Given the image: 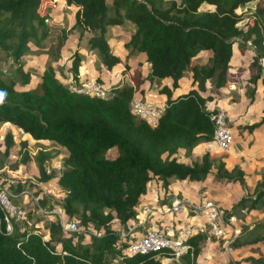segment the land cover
I'll use <instances>...</instances> for the list:
<instances>
[{"label": "trees", "instance_id": "16d2710c", "mask_svg": "<svg viewBox=\"0 0 264 264\" xmlns=\"http://www.w3.org/2000/svg\"><path fill=\"white\" fill-rule=\"evenodd\" d=\"M73 6V21L68 31L58 37L63 46L70 31L78 37L88 35V49L96 50L106 70L119 62L112 53L106 31L110 27L129 25L132 32L124 34L123 49L129 54L142 55L148 70L141 73V64L136 63L129 83L105 86L99 77L80 74L81 54L76 50L71 55L68 84L61 82L52 66L47 65L38 76L35 88L16 89V79H5L0 72V123H8L22 130L35 141H52L66 150L62 169L57 173L47 172L44 162L50 157L40 151L37 155V177L40 183L53 178L62 197L50 201L39 197L34 183L2 181L14 192L28 189L37 197L33 212L41 215L37 207L58 208L68 221L78 229L64 234L52 214L43 234L37 224L24 222L22 199L13 202L21 208L20 220L9 218L10 231H6L4 213L0 210V264H162L161 256L168 257L164 250L127 254L128 243L135 239L128 229L136 224L140 197L146 192L150 180L161 182L166 188L169 178L200 181L208 176H219L226 171L219 161L215 173H211L213 161L204 151L199 161L188 164L177 158L185 156L200 142L212 141L213 123L209 113L216 107H207L212 99L206 93L209 80L214 88L236 84L243 70L251 84L252 98L257 82L264 93V0H256L253 11H238L252 0H63ZM53 0H0V51L16 64L14 72L21 85L30 82L28 72L22 70L20 58L31 45H40L47 36V19L54 6ZM204 6V8H202ZM243 21L241 24H239ZM252 47L251 59L246 67L230 72L229 61L232 46ZM199 53H209L206 63L199 64ZM188 72L191 87L184 93L173 95L179 79ZM89 77L104 85L108 94L104 97L76 92ZM168 79L169 84H161ZM148 81L157 86L164 96V107L157 123L150 126L130 110L134 93H142V83ZM250 98V101H251ZM264 111V107L262 109ZM264 122L246 125L250 132ZM2 157L14 150V135L9 131L2 137ZM15 165L28 160L27 139L18 142ZM115 147L113 158L105 157L108 149ZM3 161L0 160V165ZM237 180L241 181V171ZM27 185L30 188H27ZM263 186V185H262ZM182 198V197H178ZM177 199V198H175ZM174 200V199H173ZM217 201V200H216ZM247 203L246 207L244 206ZM161 204L162 206L169 205ZM264 205V192L239 205H231L226 212L240 215V209H255ZM160 205V206H161ZM237 206L240 208L234 211ZM245 214H241L244 219ZM234 242H238L240 229ZM144 232V227H137ZM91 232H95L92 234ZM84 236L87 239L84 241ZM208 233H197L187 238L192 246L180 257L182 264H194L200 253V243ZM215 240V239H214Z\"/></svg>", "mask_w": 264, "mask_h": 264}, {"label": "rangeland", "instance_id": "374dc122", "mask_svg": "<svg viewBox=\"0 0 264 264\" xmlns=\"http://www.w3.org/2000/svg\"><path fill=\"white\" fill-rule=\"evenodd\" d=\"M54 6L49 11V17L47 19V27L48 33L47 36L41 41L40 45H31L29 50L20 58V63L22 64V70L28 72L30 76V82L24 86L19 82V78L17 74L14 72L16 68V64L11 60V58L5 57L3 52L0 51V72H5V79L14 78L16 79L15 88H35L38 84V76L40 72L47 65H50L54 68L57 78L63 82L64 84H68L69 79H71L70 73V64H71V55L74 50L81 54V66H80V74L87 73V76L99 77L100 79H108L110 75H126L127 77L119 78L112 83L103 84L105 86L110 85H121L126 83L127 80L131 78V71L137 64H141V72L144 74L147 70L146 65L144 64L143 56L135 55V53L127 55V51L123 49L122 41L123 35L132 32V27L129 25H121L119 27L108 28L106 31L107 40L110 46L112 53L116 54L119 58V62L114 65L111 70H106L100 61V57L97 54L96 50L88 49L86 39L88 35H83L82 37H78L76 31H70L67 36L66 41L63 46L59 47L58 45V37L62 34V31H68L69 27L73 21V12L75 8L73 6H67L63 0H53ZM110 0H106V3L109 4ZM247 4L246 7L242 6L238 8V11H244L249 9V11H253L255 5ZM248 6L252 7L247 8ZM204 8V6H202ZM241 21L239 24H241ZM248 45V44H246ZM236 43L233 44V53L235 54V58L233 59V64L237 63L236 50H238ZM241 52L240 50H238ZM248 53H250L248 51ZM251 55L247 54L243 63H247L250 61ZM199 61L205 60V55H202L198 59ZM245 72V70H243ZM247 78H242L241 90H238V98H241L240 107H242V111L240 110L239 117L233 119L226 112L227 116V124L230 127L231 132L233 133L234 144L229 153H224L220 151H214V149L207 143L209 146L208 149L211 151L210 154L206 151L204 147L205 144H197L192 152L185 156L183 153L178 152L177 158L184 163H189L191 160L199 161L201 154L206 151L209 155L211 161H213V166L211 168V173H215L216 166L219 161L223 162L224 169L226 171H231L230 177L226 176L224 172H221L219 176H208L203 180L196 181L193 180V185L190 186L188 183L186 186H179V191L187 192L189 196L193 195L195 192V187H197L198 191H204L208 193V195L217 199L218 201H222L225 204L231 205H239V200L242 197H246L247 201L253 197L256 192H264V157L262 159L260 154L255 153V150L252 148H248L247 146V136H242V132L248 131L244 128V119L249 118L250 124L258 122L261 115L263 114L262 107L264 106V93L262 91V86L260 83L256 85V92L253 96L254 102H256L255 107L257 108L255 112H251L246 114L247 104L250 100V95L248 94L251 86L246 81ZM108 81V80H107ZM148 85V82H145ZM257 90L259 92H257ZM233 94V93H232ZM260 97V99H257ZM138 98V97H137ZM264 116V115H263ZM239 123L235 126L233 124ZM248 123V122H247ZM244 126V127H243ZM257 127V126H256ZM244 128V129H243ZM10 132L14 135V150L11 155L8 157H2L0 155V160L3 163L0 165V181H9L16 183H34L36 188H30L27 185V188L31 190L38 191L39 197H47L52 200L57 201L61 199L63 196L58 185L55 182V178L45 182L40 183L36 180L37 177V155L40 151L48 153L50 157L44 162L46 171L57 173L62 169V159L66 155V150L59 146L58 144L47 141V140H39L35 141L29 138L26 134H20L16 127L8 123H0V151L3 148L2 137L6 132ZM21 139H27L29 156L28 160L25 164L15 165L14 160L16 159V153H14L18 149V142ZM252 144L254 137L250 139ZM260 143V142H259ZM206 144V145H207ZM251 144V143H250ZM249 153V155H248ZM107 158H113L116 155L115 147H112L106 151L104 154ZM241 171L240 179L237 180L239 173ZM170 182V181H169ZM155 180H151L148 184L149 188L155 189L156 185H154ZM263 185V186H262ZM177 191V190H176ZM197 191V190H196ZM145 195H143V199ZM161 201V199H160ZM167 202L164 201L163 203ZM147 205H154L152 203H143ZM247 203L244 206L246 207ZM21 206L24 210V222L29 224H37L38 229L45 234L46 229L45 225L47 221L51 220L47 215H37L33 212L32 204L28 201V198L25 197L22 199ZM240 206H237L234 211H237ZM245 222L246 224L240 229L239 240L238 242H234L232 247H229L228 251H225L220 241H216L210 237H206L200 243V253L198 254L194 264H264V205L258 204L255 209H246L245 212ZM140 220V216L137 217L136 221ZM153 218H151L150 223L146 224L145 227L148 229L153 226ZM164 221L157 222L156 224H161ZM62 231V230H61ZM64 234H69L67 232L62 231ZM140 234L139 231L135 232V236ZM87 239L84 236V241ZM109 264H114L111 260L108 261ZM162 264H182V263H173L161 261Z\"/></svg>", "mask_w": 264, "mask_h": 264}, {"label": "built area", "instance_id": "2783aa9c", "mask_svg": "<svg viewBox=\"0 0 264 264\" xmlns=\"http://www.w3.org/2000/svg\"><path fill=\"white\" fill-rule=\"evenodd\" d=\"M261 65H264L263 60H261ZM74 90L91 96L104 97L108 94L107 88L92 77L87 78L82 85L74 88ZM163 107V102H159L154 94L148 93L143 97L133 98L130 110L134 115L146 121L148 125L153 126L157 123ZM209 118L213 123L212 144L219 151L228 152L234 139L227 124L225 111L216 108L209 113ZM20 133H23L22 130ZM25 196H28L36 205L37 197L31 190L24 189L20 192H14L12 188L3 185L0 181V210L4 213L6 231L11 229L9 218L20 220L23 215L21 208L15 205L13 200ZM37 210L43 215L52 214L64 232L82 231V229H78L75 222L63 218L58 208L37 207ZM226 210L227 208L215 199L203 196L197 200L177 198L167 206L140 204L137 207V217L140 216V220L128 229L129 235L135 239L128 243L125 252L134 254L164 250L168 258L179 260L187 252L192 254V246L186 240L189 236L199 232L208 233L216 241H220L222 248L228 251L239 232L238 226L243 222L241 214H245V210L240 209V215L228 213ZM151 218H153V226L146 229L145 225L150 223ZM162 219L164 221L161 224H156ZM137 227H144L145 231H139L140 234L135 236V232L138 231ZM91 233L94 234L95 232Z\"/></svg>", "mask_w": 264, "mask_h": 264}, {"label": "crops", "instance_id": "0c3cea01", "mask_svg": "<svg viewBox=\"0 0 264 264\" xmlns=\"http://www.w3.org/2000/svg\"><path fill=\"white\" fill-rule=\"evenodd\" d=\"M252 1L248 2L247 4H249V3L252 4ZM255 3H256V0H254V3L253 4L255 5ZM247 4L244 7H246ZM247 8H250L251 9L252 7L248 6ZM236 48L238 50H240L241 52H239L238 50H236V56H238V57H237V63H234V65H232V64H233V59L235 58V54L232 52V55H231V58H230V61H229V68H228V70L230 72H234L236 70V68H238V67H246V65L248 64L249 61L247 63H243V61L246 58V55L247 54H250V55L252 54V47H250L249 45H246L244 48H240V49L238 47H236ZM232 50H233V46H232ZM248 51L250 53H248ZM202 55H205V60L204 61H202V60L199 61L198 59L200 57H202ZM209 55H210L209 53H199L197 55V57H196V61L199 64H204V63H206V60L209 57ZM146 67H147V65H146ZM147 70H148V67H147ZM147 70H146V72H147ZM124 76L127 77L124 74L123 75H119V74L116 75L115 74V76L111 74L110 77L108 76V79H102L101 78V80L103 81V83L106 82L108 84V83L115 82L118 78L120 80ZM242 78H248L247 71H245L242 74H240L239 80L237 81L236 84L228 85L226 87H220V88H214L213 85H212V83L209 80H207L206 83H205L206 93L209 96L212 97V99L208 102L207 107L208 108H210V107H216V108H221V109L224 108V109H226V112L230 115V117H232L233 119H236V117H239L240 110L242 111V107H240V102L242 101V99L241 98H238V95H237L238 93L237 92H238V90H241V86L240 85L242 83V81H241ZM246 81H247V79H246ZM145 82L146 81H144L142 83V85H141L142 88H143L142 93L139 94L138 92H135L133 98H135V99L137 97L140 98V97H143L144 95L150 93V94H154L155 98L159 102H163L164 103V101H165L164 96L162 94H160V93L157 92L158 87L157 86H154V85H150L148 81H147L148 82V85H146ZM126 83H129V80H127ZM164 83L165 84H169L168 79H163L161 81V84H164ZM258 83H260V82H257V84ZM249 85L251 86V84H249ZM260 85H261V83H260ZM190 87H191V82H190L189 74H188V72H186L184 74V76H182L179 79V81H178V87L174 90L173 95L180 94V93H184ZM255 92H256V89H255ZM255 92H254V95H255ZM257 92H259V91L257 90ZM248 94H249V92H248ZM257 99H260V97H258V95H257ZM255 104H256V102H254L253 97H252L251 98V101L249 100V102L247 104L246 114L250 113L251 110H252V112H255V110L257 109L255 107ZM263 107H262V109H263ZM263 115H264V112H263V114L261 116L263 117ZM249 122H250V119L247 117V118L244 119V122H243L244 124H242V125L246 126V125L250 124ZM233 124H235V126H236L239 123L238 122L235 123V121H233ZM248 133H250V134H247L246 131H243L242 132V136H247V146H248V148L249 149L252 148L253 150H255L256 155L257 154H260L261 157H262V159H263V157H264V122H262L259 126L255 127L252 131H250ZM252 136L254 137L253 143L256 142V140H257V144L256 143L255 144H252V141H250V139L252 138ZM201 143L205 144L204 147L206 148V151H208L209 153L211 151L208 149L207 146H209L210 144H211L210 146L214 149V151H219L212 144V142H208L209 145L207 143H204V142H200L199 144H201ZM233 144H234V140H233ZM233 144H232V146H233ZM232 146H231V149H232ZM231 149L228 152H226V153H229L231 151ZM212 153H210V154H212ZM248 155H249V153H248ZM150 181L148 182V184L150 183ZM155 182H157V183H154V185H156V188L155 189L149 188L148 187V184H147L146 192L143 194V195H145V198L143 199V195L140 197L139 205L140 204H143V203H152V204H154L152 206H160L161 204H165V203L168 204L173 199L178 198V197L188 198L189 200H197V199L201 198L202 196L203 197H210L208 195V193H206L204 191H198L197 187H195L196 188L195 189V192L191 196H189V194L187 192L186 193L185 192H182V191L180 192L179 191V188L177 189V187L182 186V185L183 186H186L187 183L190 186L193 185V182L190 181V180H187V179L177 180L175 178H169L168 179V184H167L166 188H164L163 186H161V182L160 181H156L155 180ZM160 199H161V201H160ZM166 200H167V202L163 203ZM215 200H217V199H215ZM218 202L221 203L225 208H228L229 206H231L230 203L229 204H225L222 201L221 202L218 201ZM243 221H244V224H246L245 219H243ZM134 222H136V219L133 220L131 222V224L134 223ZM161 261L173 262V263H181V260H174V259L168 258V257H162V258H160V262Z\"/></svg>", "mask_w": 264, "mask_h": 264}]
</instances>
